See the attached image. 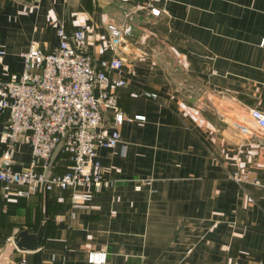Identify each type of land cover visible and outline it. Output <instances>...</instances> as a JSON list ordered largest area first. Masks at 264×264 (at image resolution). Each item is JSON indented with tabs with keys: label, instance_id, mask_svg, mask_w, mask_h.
I'll use <instances>...</instances> for the list:
<instances>
[{
	"label": "crops",
	"instance_id": "crops-1",
	"mask_svg": "<svg viewBox=\"0 0 264 264\" xmlns=\"http://www.w3.org/2000/svg\"><path fill=\"white\" fill-rule=\"evenodd\" d=\"M141 1L0 0V79L22 70L32 43L55 48L59 22L68 33L86 26L79 47L95 61L112 55L103 18L131 26L114 73L126 80L127 119L116 146L90 162L104 185L76 190L72 209L69 189L25 198L23 185L0 184V264H94L93 251L105 264H264V130L248 111H264V0H156L158 16L125 18ZM6 126L0 113V158ZM99 127L112 130L110 111ZM30 161V145L18 144L14 168ZM49 162L61 175L70 156L57 148ZM41 224L37 249L15 246Z\"/></svg>",
	"mask_w": 264,
	"mask_h": 264
},
{
	"label": "built area",
	"instance_id": "built-area-1",
	"mask_svg": "<svg viewBox=\"0 0 264 264\" xmlns=\"http://www.w3.org/2000/svg\"><path fill=\"white\" fill-rule=\"evenodd\" d=\"M127 1V0H122ZM156 0L134 2L124 17L144 11L158 16ZM109 32L112 55L95 61L79 45L84 40L86 26L68 33L64 24L56 27L58 44L43 51L36 43L21 53L22 70L0 79V113H7V148L0 158V184H21L20 197H29L37 190L48 192L53 188L72 191L71 208H77L75 191L83 188L98 189L105 183L97 161L92 163L97 147L113 148L120 140V126L126 118L118 105V92L126 80L114 73L125 62L129 49L131 26L116 24L104 18ZM263 44V43H262ZM2 53V52H1ZM112 113V130L96 131L104 114ZM250 117L264 130V111L252 107ZM143 119V116H134ZM241 130L248 132L244 126ZM20 143L31 147V161L26 169L14 168V152ZM57 148L70 156V165L61 175L51 172L49 161ZM38 168H41L39 171ZM245 175L234 174L242 181ZM150 185L151 179H141ZM87 259L94 264H105V252H88Z\"/></svg>",
	"mask_w": 264,
	"mask_h": 264
},
{
	"label": "water",
	"instance_id": "water-1",
	"mask_svg": "<svg viewBox=\"0 0 264 264\" xmlns=\"http://www.w3.org/2000/svg\"><path fill=\"white\" fill-rule=\"evenodd\" d=\"M105 127L96 128V131H103ZM50 167V162H49ZM42 219L43 216H42ZM44 225L41 224L39 229L35 233H30L27 230L20 231L14 238L13 242L15 246L20 250H34L37 249L43 240Z\"/></svg>",
	"mask_w": 264,
	"mask_h": 264
}]
</instances>
